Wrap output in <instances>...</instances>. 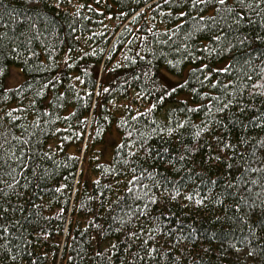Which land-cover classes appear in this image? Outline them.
Returning <instances> with one entry per match:
<instances>
[{
  "label": "trees",
  "instance_id": "obj_1",
  "mask_svg": "<svg viewBox=\"0 0 264 264\" xmlns=\"http://www.w3.org/2000/svg\"><path fill=\"white\" fill-rule=\"evenodd\" d=\"M0 264H264V0H0Z\"/></svg>",
  "mask_w": 264,
  "mask_h": 264
},
{
  "label": "rangeland",
  "instance_id": "obj_2",
  "mask_svg": "<svg viewBox=\"0 0 264 264\" xmlns=\"http://www.w3.org/2000/svg\"><path fill=\"white\" fill-rule=\"evenodd\" d=\"M169 77L174 83H178L185 78V74H183L182 77H177L172 75H170ZM21 81H22V76L20 73V69L18 67L11 66L8 70V75L5 81L6 88L16 87L21 83ZM180 99H188V96H180ZM118 138H119L118 134H112L106 138L104 147L107 149L108 154L111 151L112 144L118 142Z\"/></svg>",
  "mask_w": 264,
  "mask_h": 264
},
{
  "label": "snow or ice",
  "instance_id": "obj_3",
  "mask_svg": "<svg viewBox=\"0 0 264 264\" xmlns=\"http://www.w3.org/2000/svg\"><path fill=\"white\" fill-rule=\"evenodd\" d=\"M225 2V0H219V3L223 4ZM197 203H201L200 201H197ZM251 254V253H250Z\"/></svg>",
  "mask_w": 264,
  "mask_h": 264
}]
</instances>
